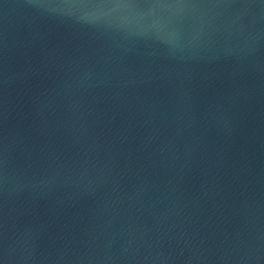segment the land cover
I'll use <instances>...</instances> for the list:
<instances>
[{
    "label": "water",
    "instance_id": "water-1",
    "mask_svg": "<svg viewBox=\"0 0 264 264\" xmlns=\"http://www.w3.org/2000/svg\"><path fill=\"white\" fill-rule=\"evenodd\" d=\"M0 264H264V0H0Z\"/></svg>",
    "mask_w": 264,
    "mask_h": 264
}]
</instances>
